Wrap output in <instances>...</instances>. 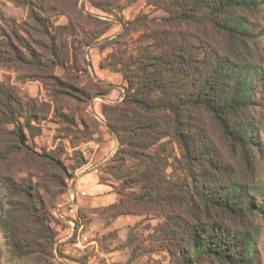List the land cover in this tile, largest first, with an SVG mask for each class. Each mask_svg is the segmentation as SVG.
<instances>
[{
  "label": "trees",
  "instance_id": "trees-1",
  "mask_svg": "<svg viewBox=\"0 0 264 264\" xmlns=\"http://www.w3.org/2000/svg\"><path fill=\"white\" fill-rule=\"evenodd\" d=\"M88 1L118 14L121 29L110 40L102 36L112 23L83 15L78 0H33L27 6L30 21L20 28L40 50L26 43L24 55L8 43L14 55L6 57L7 63L26 67L25 80L41 82L50 97L42 103L23 99L0 82V124L8 135L0 139V227L11 253H52V209L72 175L54 151H38L28 138L39 135L46 118L40 112L45 111L64 124L72 147L100 133L87 107L110 86L91 75L84 46L111 45L99 66L120 73L125 83L120 101L102 104L104 124L118 139L106 174L118 184L99 176L112 186L116 200L95 208L112 218L146 211L162 214L165 219L153 238L168 252L169 264H260L256 245L261 226L256 218L264 216V201L258 203L251 193L257 156L250 134L257 122L250 110L247 71L263 62L255 42L261 0H146L164 13H138L128 21L119 13L121 1ZM73 10L105 27L89 32L84 41L74 39L78 23ZM54 15L66 16L67 22L53 23L49 16ZM62 31L73 35L72 40ZM134 33L130 51L124 39ZM70 101L77 106L76 115L65 111ZM164 140L177 144L191 193L178 196V182L170 183L166 168L175 169L171 155L164 148L155 150ZM73 153L75 171L86 159L76 148ZM128 160L134 163L127 165ZM172 187L176 190L166 192ZM1 254L0 247V259Z\"/></svg>",
  "mask_w": 264,
  "mask_h": 264
},
{
  "label": "rangeland",
  "instance_id": "rangeland-1",
  "mask_svg": "<svg viewBox=\"0 0 264 264\" xmlns=\"http://www.w3.org/2000/svg\"><path fill=\"white\" fill-rule=\"evenodd\" d=\"M29 1L33 0H0V61L2 62L0 64V82L11 85L12 89L16 91L15 93H18L23 99L33 97L39 103H42L43 101H49L50 97L45 89L40 87L41 82L25 80L26 74L24 72L26 67L17 63H7L6 60V57L14 55L12 49L8 47L9 41L13 42L24 55H28V49L24 48L26 43H29L34 50H40L32 43L30 36L26 35L24 30L20 28V24L24 21H30L27 8ZM119 1H121L119 2L121 5L119 13L123 21L132 20L138 13H147L154 17L161 16L164 13L162 10H156L148 5L146 0ZM77 9H80L83 15L90 14L112 23L111 27L102 36L103 38L106 37L107 40H110L113 37V33L121 29L120 21L117 19L118 14L105 13L98 7L91 5L88 0H78ZM83 15H79L74 10L72 12L73 21L78 23L74 29V37H76L74 39L79 41L87 39L89 32L97 29L101 30L105 27L101 23L94 25ZM49 18L51 19L50 21L56 24L67 22V17L64 15H54L49 16ZM12 31L24 37V40L16 38ZM62 32L68 40H72L73 35L70 36L66 31ZM255 32L256 46L263 62L259 67L250 68L247 71L251 99L250 110L257 122V127L250 134L253 149L257 156L256 180L251 193L256 196L258 203H261L264 201V0H261L258 25ZM33 35L35 36V34ZM136 37L137 34L134 33L124 39L130 51L133 50V40ZM89 48L84 46L86 58L87 60L90 59L89 61L91 62L92 58L96 60L97 56L111 51L112 47L111 45L103 49L95 47L91 51ZM68 65L73 66L70 63ZM57 73L61 74L62 69H58ZM67 105L69 107V111L65 109L67 113H75L76 115L79 112L75 111L77 106L74 102L70 101ZM40 113L46 115V118L40 122L41 131L34 138H28V142L36 147L38 151L41 148H44L46 152L54 151L55 154L61 157L68 173L72 177L68 180L67 189L56 198L52 209L50 224L56 232L52 253L43 257L41 255L16 257L6 244L4 232L0 227V247L2 250L0 260L2 264H169L170 256L168 252L160 247V241L157 238H153L157 235V231L165 219L160 213L146 211L144 214H129L112 218L108 212L99 210L100 208H79L76 206L77 210L74 214V219H76L77 228L74 232V225L70 224L71 226H69L63 219H58L54 216L53 211L60 198L64 199L62 194H69V187L77 175L76 170L74 171L72 168V165L76 164V156L73 153V149L70 148L72 146L70 141H68L70 137H66L64 135L65 132L62 130L64 124L61 122L57 123L56 117L54 115L51 116V113L46 111ZM80 113H83V111H80ZM83 114L88 118V114L85 111ZM6 128L11 129L12 125L7 124ZM6 137L8 135L3 130V124H0V139H5ZM162 142H165L166 145ZM162 142L157 144L159 148L155 150L162 151V148H164V153L171 155L169 161L175 169L172 170L171 166L166 168V172L171 176L170 183L178 182V187L180 188L179 191H176L178 196L184 194V191L189 193L190 188L187 187L188 171L184 169V161L177 144L165 140ZM133 163V161L128 160L127 165H132ZM106 169L107 163L100 168L99 175L108 178L114 185H117L118 181H114L108 176ZM176 187H172L173 189L166 188V192L175 191ZM164 190L165 188L162 191ZM144 207V210H146V206ZM177 209L186 216L183 208ZM256 220L261 226L259 240L256 245V255L260 264H264V216H257ZM112 222H114L113 226L109 225ZM79 224L82 226L78 230ZM68 226L72 230L69 229V234L66 235ZM64 235L67 237L62 238ZM83 237H87V239L84 241ZM78 242L81 243L79 246L76 245Z\"/></svg>",
  "mask_w": 264,
  "mask_h": 264
},
{
  "label": "crops",
  "instance_id": "crops-1",
  "mask_svg": "<svg viewBox=\"0 0 264 264\" xmlns=\"http://www.w3.org/2000/svg\"><path fill=\"white\" fill-rule=\"evenodd\" d=\"M95 47L89 48L90 51ZM104 55L105 53L97 56L96 60L92 58L89 67L90 73L95 80L100 79L102 83L110 86V90L105 95L94 97L88 105V110L91 116L98 122L100 133L96 132L92 135V139L81 141L75 147L70 146L71 149L76 148L80 150L86 159V163L76 169L77 175L68 190L69 193H75L76 199L74 204L79 208L101 207L113 203L116 200V194L112 191V186L99 179L100 168L106 164L107 160L116 152L118 148V139L116 135L104 124L102 104L120 101L123 98L125 91V83L120 73L110 71L99 66V61ZM87 57L89 58V56ZM40 87H43L42 84H40ZM68 195L69 194H62L64 199L60 198L59 203L54 209L55 214L63 219L67 225L68 223L65 218L68 217L64 216V212L60 207V204H64L63 207L67 206L65 204L68 203ZM76 206L70 213V224L72 226L74 225V221L72 219L75 218L74 214L77 210ZM112 224H114V222L109 225L113 226ZM68 228L72 230L69 226ZM69 229L66 235L69 234ZM66 235L62 238H65Z\"/></svg>",
  "mask_w": 264,
  "mask_h": 264
},
{
  "label": "built area",
  "instance_id": "built-area-1",
  "mask_svg": "<svg viewBox=\"0 0 264 264\" xmlns=\"http://www.w3.org/2000/svg\"><path fill=\"white\" fill-rule=\"evenodd\" d=\"M83 194V193H82ZM75 199H76V195H75V193H69V195H68V203L67 204H65V205H67L66 207H63V205L62 204H60V207L62 208V210H63V212H64V216L65 217H68V218H65V220L67 221V223H68V225L70 226V213L73 211V208L76 206L75 204H74V201H75ZM69 229V228H68ZM68 233V232H67ZM84 241H85V239H87V237H85V238H82ZM81 243L80 242H78V243H76V245H80Z\"/></svg>",
  "mask_w": 264,
  "mask_h": 264
}]
</instances>
